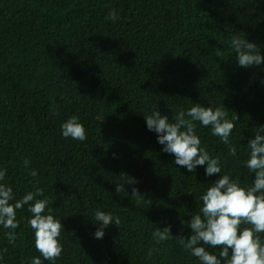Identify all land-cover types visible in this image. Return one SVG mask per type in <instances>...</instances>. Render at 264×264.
Instances as JSON below:
<instances>
[{"label":"trees","instance_id":"16d2710c","mask_svg":"<svg viewBox=\"0 0 264 264\" xmlns=\"http://www.w3.org/2000/svg\"><path fill=\"white\" fill-rule=\"evenodd\" d=\"M111 9L115 22L106 19ZM233 35L264 56V0H0V170H7L0 183L12 187V203L44 190L37 198L51 201L64 228L55 264H200L176 238L156 244L152 232L171 225L174 237H189L181 221L199 213L200 196L220 175L252 184L244 162L264 125V63L240 67ZM196 103L239 116L230 136L235 156L197 123L201 146L221 162V174L210 177L205 166L190 173L175 165L144 119L159 111L172 121ZM73 115L84 142L62 137ZM124 173L137 183L116 194ZM133 186L145 199L130 195ZM98 208L120 218L102 239L94 237ZM27 209L17 210L14 245L0 226V264L40 256Z\"/></svg>","mask_w":264,"mask_h":264},{"label":"clouds","instance_id":"9594fccd","mask_svg":"<svg viewBox=\"0 0 264 264\" xmlns=\"http://www.w3.org/2000/svg\"><path fill=\"white\" fill-rule=\"evenodd\" d=\"M106 19L113 22L118 20L117 11L111 9ZM230 47L234 50L240 67H257L264 63V56L260 54L258 45L249 42L245 37L233 35ZM215 55L223 56L222 49L216 48ZM144 119L148 130L157 134V142L163 146L162 151L173 155L174 164L185 167L190 173L194 172L197 166H205V175L209 177L222 172L220 158L212 157L201 146V139L196 134L197 123L210 128L213 136L229 145V155H236V148L231 146L230 136L239 116L233 112L229 119L228 110L224 106L213 108L196 103L187 111H178L172 121L167 115L162 116L159 111L145 116ZM60 127L65 139L80 142L87 139V131L75 115ZM257 128L253 138L248 140V159L244 162L248 172L254 175L252 184L242 187L238 179H232L228 174L220 175V178L210 184L200 196L202 206L199 213L192 215L190 222L181 221L191 229V235L187 238L174 237L171 225L163 229L156 227L152 232V239L156 244L176 238L185 251L196 257L200 264H264V125ZM29 164L30 161L25 159L26 169ZM6 173V169L0 170V181L4 180ZM28 175L36 177L38 173L31 169ZM136 183L135 178L126 174L123 183L115 184V192L121 194L126 191L125 184ZM43 195L44 190L37 187L35 191L27 192L21 199L12 203L15 199L12 187L0 183V226L9 230L5 236L10 244L14 245L17 239L14 231L20 224L17 220V210L28 205L27 210L31 216L26 219V226L32 230L35 248L40 253V256L33 257L29 264H43L44 260L55 264L63 253V244L60 241L64 232L63 224L51 214V201L47 197L37 198ZM130 195L137 197V202L145 199L135 186L132 187ZM46 210L48 214H44ZM93 221L99 223L94 233L97 239L103 238L104 230L110 225L120 224L118 216L114 217L112 213H106L99 208L95 211ZM201 242L204 246H200ZM217 247L220 251L216 254L208 250ZM154 251L155 248L150 249L148 256L151 257ZM2 258L0 256V259Z\"/></svg>","mask_w":264,"mask_h":264}]
</instances>
